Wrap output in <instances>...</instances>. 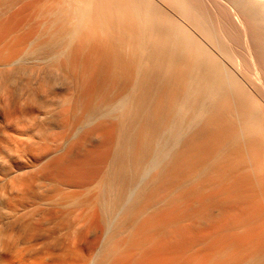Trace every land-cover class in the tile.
Returning <instances> with one entry per match:
<instances>
[{
  "label": "bare ground",
  "instance_id": "obj_1",
  "mask_svg": "<svg viewBox=\"0 0 264 264\" xmlns=\"http://www.w3.org/2000/svg\"><path fill=\"white\" fill-rule=\"evenodd\" d=\"M10 3L0 264H264V0Z\"/></svg>",
  "mask_w": 264,
  "mask_h": 264
},
{
  "label": "rangeland",
  "instance_id": "obj_2",
  "mask_svg": "<svg viewBox=\"0 0 264 264\" xmlns=\"http://www.w3.org/2000/svg\"><path fill=\"white\" fill-rule=\"evenodd\" d=\"M0 1H1V0H0ZM7 6H8L9 9H8L6 6H4L5 8H4V9L2 8L3 11L0 10V12H1V13H0V21H1L0 23L5 25V26L3 27V26L0 24V39H2V37L4 36V34L6 33L7 30H9V31H7V32H10V28H8V25H6V24H9L8 22L11 23V20H9L8 18H11V17H12L11 19L13 20V19H14L13 16H14V17H15V16H18V14H17V15L15 14V13L17 12V10H18V7H17V6L15 7V5H14V7H13V5H11V3H10L9 5L7 4ZM9 6H12V8H10ZM1 7H3V6H1ZM40 13H41V12H40ZM22 15H23V14L19 15V16H21V19H20V17H17L16 19H14L15 21H14V20L12 21V23L15 22V25H14V24H12V25L15 26V27H16V26L18 27V33H21V32L24 33V32H26L27 30H30V28L32 29V27H28V26H25V24H24V25L21 24V23H25V21H24V22L22 21V20L24 19V16H22ZM6 18H7V19H6ZM41 19H43V16H42ZM4 20H7V21H5V22L3 23L2 21H4ZM8 20H9V21H8ZM43 20H44V19H43ZM35 21H36V20H35ZM35 21H34V23H36ZM43 22H44V21H43ZM1 26H2V28H1ZM9 26H10V24H9ZM5 27H7V30H6ZM24 27H25V28H24ZM3 28H4V30H3ZM26 29H27V30H26ZM1 30H2V31H1ZM4 31H5V32H4ZM19 31H20V32H19ZM2 34H3V35H2ZM21 34H22V33H21ZM5 35H7V36L3 37L5 40L3 39L4 41H3V40L0 41V42H1V46H3V47H4V45H5V44H4L5 42H7V43L11 42V39H10V41H7L8 38H10V37H8L9 33H8V34H5ZM9 36H10V35H9ZM11 38H12V37H11ZM34 40H35V39H34ZM37 41H38V40H37ZM3 42H4V43H3ZM2 43H3V45H2ZM7 43H6V44H7ZM35 43H36V41H35ZM1 46H0V47H1ZM5 46H6V45H5ZM3 47L0 48V49L2 50ZM24 65L26 66V64H24ZM28 65H29V64H27V67H28ZM22 66H23V65H22ZM22 66H20V67H22ZM30 66L32 67L31 64H30ZM23 67H24V66H23ZM16 68H18V67H16ZM28 68H29V67H28ZM28 68L25 67V68H23L24 70L22 69V70H23L22 73L20 72V76H21L22 78H23V76H26L27 74H29L30 71H29V72H28V71L24 72L26 69L29 70ZM27 72H28V73H27ZM25 73H26V75H23V74H25ZM42 76H43V74H42V75L40 74V76H39L40 79H39V80H38V78H37L36 80H34L35 82H34V81L31 82V88L33 87L32 89L35 91V89H34V87H36V84H35V83H37V82H41V84H40V83H39V84L37 83V85H39V86L41 85L40 88H41L42 90H41L40 88L36 87V92L39 93V97H40L41 99L43 98L44 93H45L44 98L48 99V100H46V99H45V100L48 101V102L50 103L51 100H52V98H51L52 96H51V95L49 96V91H48V90H49V87L51 86L52 80H54V79H53L52 77H49V78H48V76H45L44 78H42ZM25 78H27V76H26ZM45 78H46V81L42 82L43 80H45ZM51 78H52V80H51ZM33 79H35V78H33ZM42 79H43V80H42ZM48 79H49V81H48ZM36 81H37V82H36ZM47 81H48V82H47ZM50 81H51V82H50ZM45 82H46L47 84H46ZM18 83H21V82L19 81ZM42 83H44V84L46 85V86H43V88H45L46 90L42 88V85H43ZM32 84H35V85H32ZM14 85H16V83H14ZM14 85H13L12 87H14ZM48 86H49V87H48ZM58 86H59V87H57V88L62 87V86H60V85H58ZM10 87H11V86H10ZM10 87H9V89H10ZM12 87H11V88H12ZM14 90H15V89H10V90H8V92H10V94H9V93H8V94H9L10 96H12L11 94L14 93V92H13ZM21 90H22V89H21ZM37 90H39V91H37ZM40 90H41V91H40ZM44 90H45V91H44ZM5 91H6V90H5ZM15 91H17V94H16V92H15V93H14V96H15V97H14V96H12V97H14L15 99H16V97H17L16 100H17V101L19 100V101L17 102V103H18V106H19V104H20L19 108H21V106L24 107V106H25L24 103H26L27 100H25L24 97L22 98L21 95H18L19 93L21 94L22 91L20 92V89H19V93H18V88H17V90H15ZM47 91H48V93L46 94ZM6 92H7V91H6ZM43 92H44V93H43ZM2 93H3V92H1V94H0V95H2V96H1L2 98L0 97V100H1L0 104H2V105L5 104L4 107H7V106H8V101H7V100H8V98H9L10 96H9L8 94L4 95L5 92H4L3 94H2ZM22 93H23V92H22ZM41 94H42L43 96H42ZM3 95H4V96H3ZM7 95H8V98H7ZM16 95H18V96H16ZM40 95H41V96H40ZM5 96H6V97H5ZM19 96L22 98L21 101H20V98L18 99ZM46 96H47V97H46ZM48 96H49V98H48ZM4 98H5V100H3ZM50 98H51V99H50ZM49 99H50V101H49ZM2 100H3L4 102H3ZM23 100H24L25 102H24ZM45 100L42 99V101H45ZM6 101H7V102H6ZM22 101H23L24 103H22ZM55 101L57 102V99L54 100V103H56ZM20 102H21L23 105H21ZM48 102H47V103H48ZM3 103H4V104H3ZM43 105H44V103H43ZM58 109H59V108H58ZM18 117H21V118H18ZM18 119H19V120H20V119L22 120V116H19V115H18V116H17V120L15 119V123H17V125H15V123H13V124H14L16 127L20 128V127L25 126V125L27 126V124H25V123H26V122L28 123V120L25 121V123H23V122H19ZM23 119L26 120L25 117H23ZM17 121H18L20 124H18ZM22 121H23V120H22ZM13 122H14V121H13ZM23 124H24V125H23ZM28 124H29V123H28ZM21 125H22V126H21ZM28 126H29V125H28Z\"/></svg>",
  "mask_w": 264,
  "mask_h": 264
}]
</instances>
